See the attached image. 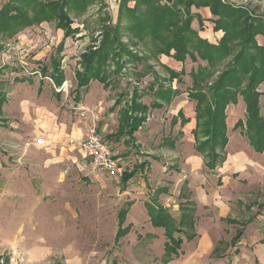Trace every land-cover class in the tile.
Segmentation results:
<instances>
[{
  "label": "rangeland",
  "instance_id": "rangeland-1",
  "mask_svg": "<svg viewBox=\"0 0 264 264\" xmlns=\"http://www.w3.org/2000/svg\"><path fill=\"white\" fill-rule=\"evenodd\" d=\"M49 1L51 0H41L42 3ZM123 1L94 0L84 11H70L67 16L71 23L70 29L83 34L88 39L87 44L91 43L89 47H97L104 28L113 25L118 7ZM136 1L124 2L132 9ZM219 1L230 9L239 10L245 16L247 25H255L254 21H260L264 25V0ZM201 8L192 6L188 10L198 21L196 29L201 32L204 30L202 39L217 45L224 36V27L216 30L214 22L221 21L224 25L226 23L223 18L213 17L210 9L205 8L210 17L205 20L208 21L206 28L202 29L203 20L194 13L195 9ZM179 10L186 12L184 6L179 7ZM32 13L30 11L29 15ZM48 22L50 23L32 26L19 32L27 41L35 42L37 48L34 51L39 50L45 41L48 42L47 37L57 39L60 33L55 27L57 22ZM74 35L67 39L64 47L66 59L60 65L69 81L68 88L61 91L65 105H69L73 98L76 85L74 72L81 70L80 57L85 49L74 45L78 40ZM131 40L130 35L124 34L120 44L128 46L138 56L147 52V48L141 44L132 46ZM255 42L263 47L264 36H255ZM10 44L24 48L8 49L0 55V84H5H1L0 89L8 95L2 115L6 121L3 122L4 128L0 129V264H163L166 240L163 231L153 229L149 223L143 206L147 200L148 189L141 185L139 176L126 186L128 194L121 196L117 180H111L104 173L95 170L88 158L74 152L72 157L76 164L72 165L68 159L62 161L64 178L69 181L57 193L55 189L58 187L52 184L60 177V167L50 170L47 176L33 168L40 167L44 159L38 154H31L34 157L28 158L33 148V139L39 136L20 138L17 135V132L24 133L20 132L22 126L19 125L22 122L13 121L8 110L11 107L8 101H12L9 94L14 86V79H39L36 73L38 64L31 60L29 52L20 53L23 49H28L29 43L16 41ZM233 51L234 54L235 50ZM118 62L110 59L107 63L109 83L118 85L123 90L120 96L127 98L126 103L136 89L145 93L142 97L144 104L150 105V85L155 83L154 87L157 88L160 84L158 74L166 77L168 75L158 58H150L148 63H144L123 54L119 74L112 75ZM227 62L228 60L222 62L223 68ZM177 63L183 66L184 70L181 71L184 74L172 82L177 90L186 92L191 87L190 72L195 71L198 66H204L205 62L198 57L193 61L187 57L184 63ZM45 82L49 83L46 80ZM258 91L261 95V114L264 115V82ZM185 111L186 115H191L194 119L195 103L190 101ZM225 115L228 145L225 149L226 162L219 173L222 186H217L216 176L206 170L202 158L197 157L192 149L191 155L194 157L190 159L200 163L198 168L194 165L190 170L192 174H196L193 191L197 195L194 194L192 199L196 209L193 211L192 206H189L194 212L192 217L196 223V238L190 243L184 241L179 256L169 264H260L264 261V152L255 154L244 134L239 129L233 130L237 121L245 122V105L241 97H238L237 104L226 108ZM147 130L149 127H146ZM192 138L194 140L193 136ZM155 140L156 138L147 137L140 148L143 153H138V158L133 157L128 165H120L121 173L129 170L138 160L147 161V154L144 152H148V146L152 149L150 142ZM181 145L182 143L174 151V160L162 159L164 164L172 165L169 170L160 172L159 176L147 172L151 174L148 176L146 173L150 190L169 187V195L161 196L159 202L168 208L176 220L183 213L182 208L179 210L177 207L176 200L182 180L179 174H183L184 168L187 169L180 147L187 154L191 147L194 148V142ZM115 149L113 146L112 150L116 155ZM47 181L49 182L45 185ZM71 183L74 185L71 186ZM71 190H74V194L77 193L76 203H62L58 200V195L64 200L69 199ZM126 200L134 201V209H130L125 224L131 225V230L126 237L115 241L117 214ZM184 230L186 235H190L189 229L185 227ZM237 230L242 234L233 244L231 242L236 240ZM217 241L220 244L211 254L210 249ZM208 247L210 249L206 250Z\"/></svg>",
  "mask_w": 264,
  "mask_h": 264
},
{
  "label": "trees",
  "instance_id": "trees-1",
  "mask_svg": "<svg viewBox=\"0 0 264 264\" xmlns=\"http://www.w3.org/2000/svg\"><path fill=\"white\" fill-rule=\"evenodd\" d=\"M93 1L51 0L42 3L41 0H8L0 7V35L11 37L41 21H55V27L63 31L64 37H71L77 31L70 29L68 13L73 10L84 11ZM124 1L118 7L113 25L104 28L99 45L88 47L81 55V70L75 72V98L85 91L91 80L105 85L110 74L107 66L110 59L119 61L112 75L119 74L123 54L144 63L159 55L171 57L181 63L187 57L191 61L198 57L205 65L190 72L191 87L186 93L188 100L195 103L196 124L192 130L194 150L201 156L205 168L214 172L225 161L228 144L225 110L229 105L237 104L238 97L242 98L245 105V122L237 121L233 130L239 129L244 134L253 152L263 154L264 115L261 114L258 88L264 82V46L256 44L255 36H264V25L260 21H254L255 25H247L245 16L239 10L230 9L219 0H137L132 9ZM181 6H184L186 12L179 10ZM192 6L209 8L213 17L223 18L225 21V25L221 21L214 22L216 30L224 27V36L217 45L200 38L191 28L195 18L189 11ZM30 11L33 12L32 15H29ZM124 34L131 36L132 46L141 44L147 48V52L138 56L128 46L120 44ZM61 50L62 47H59L57 54ZM225 60L228 62L223 68L222 62ZM50 69V73L48 68H43L41 72L43 76L48 75L58 89L63 82L60 59H52ZM165 70L169 75V82L184 74L183 71L176 73ZM154 85L155 83L150 85L148 92L155 99L170 101L179 94V91H172L171 88L164 89L161 84L154 90ZM143 96V92L136 89L132 91L119 121L121 135L131 137L145 121L149 108L161 107L156 102L144 105L141 103ZM4 101V94L0 92V113ZM178 116L181 118V125L187 123L181 112ZM134 172L136 171L124 173L122 182H127ZM161 193V190H157L155 194ZM130 205L125 203L124 208L118 212L115 241L126 237L130 231L131 227L125 226ZM145 207L151 227L163 231L166 241L162 262L168 264L179 256L184 241L189 242L195 238V234L191 232L192 213L188 209L185 213L182 208L183 213L176 220L155 199H151ZM185 227L190 230V235L184 232ZM241 234L237 230L236 240L231 243L234 244Z\"/></svg>",
  "mask_w": 264,
  "mask_h": 264
},
{
  "label": "crops",
  "instance_id": "crops-1",
  "mask_svg": "<svg viewBox=\"0 0 264 264\" xmlns=\"http://www.w3.org/2000/svg\"><path fill=\"white\" fill-rule=\"evenodd\" d=\"M7 1L8 0H0V7L4 5ZM194 13L197 14L199 18L203 20L202 29H205L207 26L206 24H208V21L206 22L205 20H208L210 17L209 11L205 8L203 9L201 8L199 10L195 9ZM48 23L50 22L41 21L32 26H40L42 24H48ZM197 26H198V21L195 18L191 24V28L198 33L200 38H203L202 33L204 30L202 32L198 31L196 29ZM57 31L60 32L59 35H57V39L55 37H50V36L47 37L48 42L45 41V44L40 45V49L39 50L37 49L35 51L34 49L37 48L35 42L32 43L27 41L25 39L26 37L23 35H19V33L11 37L0 35V55L2 52H6L8 49L13 50L14 48L15 49L24 48L21 46L14 47L15 44H13L14 45L13 46L10 43L12 42L15 43L16 41L18 42L25 41L29 43L28 49L27 50L23 49L24 52L22 51L20 53L29 52L31 54L30 55L31 60H33L36 64H38L36 73L39 75V79L36 81H34L35 79H32L31 77H21L18 79H14V86L12 88L11 94H9L11 96V100H12L11 102L13 103L8 101V105L11 106L10 109L8 110H10L11 112L13 121L22 122V125H19L20 123L19 124L16 123V125L22 126L20 132H24V133L17 132V135L20 138H25V136L38 135L39 138L43 139V143L41 145H36L34 142L35 139H37L38 137H34L33 139V143H32L33 148L30 150V155L28 156V158H32L34 154L41 155V158H44L43 161L40 163V167L34 166L33 168H35V170H39V173L41 172L42 175L46 174L47 176L50 170H57V168L60 167L61 169L59 172L60 177H58L55 180V183L53 182L52 184L51 182L53 186L58 187L55 189L56 190L55 192L57 193L58 191L60 192L62 187L65 185V182L69 181L64 178V174H63L64 167L62 163L63 159L70 160L71 164L74 165L76 163H74L73 161V157H72L73 153L74 152L81 153L78 148V143L82 140L84 136L85 124L83 121H81L78 118V113L75 110V108L77 107L90 108L95 112H97L98 114L99 117L98 130L101 137L103 138V140L109 143L112 146V148L113 146L116 147L115 149L116 157L119 160L120 165L122 164L128 165L130 160H133V157L138 158L137 154L143 153L141 152L140 148L143 147V141H145L147 137L156 138L155 141L150 142L152 144L151 145L152 149L150 150L148 146V152H144L147 154L146 156L147 161L138 160V162L134 163V165L129 170L123 171L122 173L120 168V172L117 175V177L115 178L109 177V178L111 180H117V182L120 185L118 192L122 196L123 194H128L129 190H127L126 187L128 183L133 182L136 176H139L140 178L139 180L142 182L141 185H143V187H146L148 189L147 200L143 203L145 210H146L145 204L148 203L151 199H155L160 206L168 210V208L160 204L159 198L161 196L169 195V191H170L169 187H156L155 189L150 190L149 180L146 177V175L149 172H151L154 176L156 175L159 176L160 172L162 171L166 172V170H169L172 165L170 163H168L170 165L166 163L164 164V160L162 161V159L174 160L176 158L174 151L179 149V144L182 143L181 146H183L185 145L186 142L189 144L191 142L192 143L194 142L192 138L193 136L192 130L195 128L196 122H195V117L193 119L191 115H186L185 110L190 102L187 98V93L185 91L180 92L179 90H177L174 86V83L172 82L173 80L171 82L168 81L169 75H167L166 77V75H160L158 73H154V74H158L159 83L164 86V89L169 88V86H171L172 91H179V94L177 96H173L170 101L155 99V97L152 95L151 103L156 102L161 107L149 108L148 112L145 115V121L141 124V126L137 129V131H135L132 134L131 137H128L126 135H121L119 133L120 130L119 121H121V114L125 108V103L127 101V98L126 97L121 98L120 95H122L123 90L120 89L118 85L110 84L109 80H106L105 85L96 80H91L88 86L86 87L85 91L80 92L77 98H75L76 95L75 93H73V98L71 100V103L69 105H65L63 102V95L61 94V91H57L55 84L53 83V81L49 76H43L41 70L43 68L50 69V64L52 59L54 58L60 59V65L63 62V60L66 59L64 57V54L66 52L64 51V47L65 44H67L66 42L69 37L65 38L63 31L60 29H57ZM74 37H77L78 39L74 45L79 47V49L85 48L84 50H82L83 51L82 54L85 53L87 48L91 45V43L87 44L88 39L85 38L83 34H79V32L75 34ZM59 47H62V50L59 54H57V50ZM157 58L159 63L163 65L164 70L168 69L176 73L180 72L181 70H184L183 66L177 63L171 57L160 55L157 56ZM61 66L60 69L61 71H63L62 84L66 83L68 85L69 81L67 80L66 74L64 73V69H62L63 67ZM74 76H75V72H74ZM45 80L48 81L50 84L45 82ZM1 84L3 86L5 85L3 83ZM1 84L0 87L2 86ZM156 89L157 88H155L154 90ZM0 92H2L1 89ZM3 94L5 101L2 105L1 113H0V129L4 128L3 122L6 121V119H4L2 115L5 112L6 102L8 100V95L6 93ZM141 103L144 104L142 98H141ZM179 112L183 114V119L187 120V123H185L184 125H181V118L178 116ZM146 127H149V130L146 131ZM70 140H73L74 143L71 144ZM180 149H182V160L183 163L186 164L187 169L184 168L182 170L183 174L181 175L179 174L182 180H181L180 190L178 192L176 199L177 207H179V210L180 208H184V210L186 211L187 209L190 210L189 206L191 205L192 206L191 209L194 211V208L196 209V207L193 206L192 199L194 197L193 196L194 194L195 196L197 195V193L193 191V184H194L193 182L195 180L194 177L196 174H192L190 170L194 165L196 166V168H198V165L200 163L192 161L193 159L192 157L194 156L191 155L192 154L191 150L193 149V152L194 154H196L197 157L200 155L197 154L194 148L192 147L191 149H189L188 147L190 152H188L187 154L185 153V151L183 152V148L180 147ZM123 161H125V163ZM225 162H226V158L224 163ZM224 163L221 166L217 167V169L214 172H211L216 176L217 178L216 184L219 187L222 186V179L219 173L220 170H222ZM133 171H136L134 172L133 176L127 182L125 183L122 182L123 174L124 173L129 174L132 173ZM201 171H199L200 175H201ZM150 175L151 174H148V176ZM200 180L202 179L200 178ZM218 181H220V185H218ZM48 182L49 181H47L45 185H47ZM70 185L73 186L74 184L71 183ZM157 190H161L162 193L156 195L155 193ZM57 197L60 202L64 203V201H66V203L68 204L76 203L78 199L77 193L74 194V190H71V197L69 199L64 200L59 195ZM125 203L131 204L129 206L128 213L130 209L131 210L134 209V201H130V200H126L122 204L120 209L124 208ZM181 210L183 211V209ZM193 211L190 210L191 213ZM127 216H126V220H127ZM126 220H125V224H126ZM126 226L131 227V225H126ZM195 229H196V223L193 222V227L191 232L195 234V238H196ZM191 241L187 243H190ZM219 244L220 242L217 241L215 245L211 247V249L210 247H208L206 250L210 249V253L212 254V252L214 253L216 248H218ZM260 264H264V261H262Z\"/></svg>",
  "mask_w": 264,
  "mask_h": 264
},
{
  "label": "built area",
  "instance_id": "built-area-1",
  "mask_svg": "<svg viewBox=\"0 0 264 264\" xmlns=\"http://www.w3.org/2000/svg\"><path fill=\"white\" fill-rule=\"evenodd\" d=\"M68 88L66 83H63L57 91H62ZM75 110L78 113V118L84 122V136L78 143V148L84 157L91 161V165L95 170H98L108 177L115 178L120 172V162L114 154L112 147L101 137L98 126L99 117L97 112L86 107H77ZM36 145L43 143L42 138L35 139ZM73 144L74 141L70 140Z\"/></svg>",
  "mask_w": 264,
  "mask_h": 264
}]
</instances>
